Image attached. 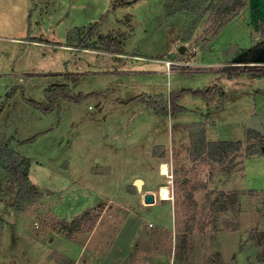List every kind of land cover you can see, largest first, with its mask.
<instances>
[{
	"label": "rangeland",
	"instance_id": "obj_1",
	"mask_svg": "<svg viewBox=\"0 0 264 264\" xmlns=\"http://www.w3.org/2000/svg\"><path fill=\"white\" fill-rule=\"evenodd\" d=\"M245 2L213 21L208 11L184 42L196 14L181 8L200 13L198 3L0 0V144L29 158L41 195L12 206L16 187L0 164V264H74L78 255L77 264H264L256 241L264 231V132L247 127L252 115H264V77L250 73L264 67V0ZM95 22L88 41L119 34L122 53L67 40L69 30ZM60 83L74 100L44 111L45 88ZM213 85L209 106L188 92L178 102L189 110L172 117L135 99ZM196 121L206 141L241 140V147L222 161L192 157ZM147 184L152 204L143 199ZM160 185L168 199L159 198ZM85 210L86 221L66 237L60 223L73 226Z\"/></svg>",
	"mask_w": 264,
	"mask_h": 264
},
{
	"label": "trees",
	"instance_id": "obj_2",
	"mask_svg": "<svg viewBox=\"0 0 264 264\" xmlns=\"http://www.w3.org/2000/svg\"><path fill=\"white\" fill-rule=\"evenodd\" d=\"M172 2L173 0H168ZM210 0H185V2L195 4L198 3L201 9L200 13H197L198 10L195 9L193 12L187 7H182L183 10H189L191 13L196 14L195 18L189 25V27L184 32V42L188 41L195 29L200 25L202 19L207 15L209 11L208 17L210 20L218 19L219 17H223L227 14H235L237 10L245 5V0H216L210 9H207V2ZM189 6V5H186ZM211 16V17H210ZM231 16L226 17L222 20V22H227ZM98 23L95 22L89 26H81L69 30L67 33V40H72V38L76 37L80 39L78 46H82L89 48V49H96L101 50L104 52L110 53H122V39L121 35H114L111 33L108 34H100L97 37V40L89 42L88 39L94 35L96 32V28ZM260 65L257 69L250 71L256 77H264V67ZM236 68L235 66L226 67L229 69L228 72L231 74L232 72L230 69ZM217 87L215 85L209 86L203 89H196L190 91L188 88H181L178 91H169L168 94L159 93L154 95L148 94H140L135 99L143 100L146 105L152 109L153 113L157 116H174L181 112L188 111L189 108L185 107L184 105L180 104L178 100L183 97L188 92H191L193 95H200L204 98L205 106H209L210 102L215 97V93L217 92ZM46 99L48 101V106L43 108L44 111L52 109L60 105L61 100H74L73 96L71 95L70 88L67 83H60V84H51L47 86L44 90ZM224 96V95H222ZM30 103L37 107H42L38 102L28 99ZM3 108V104L0 106V111ZM254 130V129H253ZM259 135L260 132L254 131ZM190 152L192 157L198 158L207 156L209 159H217L222 161L224 156L228 155L231 151H236L241 147L242 141H230V140H215V141H206L205 136V127L202 121H196L190 125ZM153 155H155V150L152 151ZM249 153H254V151H250ZM0 164L1 166L10 174L11 178L14 181L16 187V199L13 201L12 206L19 207V204L22 203H31L37 197H40V193L35 187L32 186L29 179V167H30V160L29 158L20 155L19 153L9 149L8 143L0 144ZM225 171H230V167L227 166L224 168ZM224 193H221V196ZM235 198L233 197L229 201H224L220 206L214 208V210H226L229 206L233 205ZM228 205V207H227ZM88 210H85L80 216H77L71 223L62 221L60 223L61 229L64 232L66 237L71 236V231L76 230L80 227L84 220L86 221L87 216H89ZM91 216V215H90ZM190 219H193L191 216ZM189 219V220H190ZM94 221V220H93ZM92 224V223H91ZM92 226V225H90ZM192 226L185 227V233L181 239V246L180 252H178V259H183V254L188 251L187 248V240L186 234L191 231ZM60 229V230H61ZM74 230V231H75ZM257 244L260 246H264V231L260 232L258 237L256 238ZM258 259L264 261V248L261 249L258 255ZM68 264H72V262L66 259Z\"/></svg>",
	"mask_w": 264,
	"mask_h": 264
},
{
	"label": "water",
	"instance_id": "obj_3",
	"mask_svg": "<svg viewBox=\"0 0 264 264\" xmlns=\"http://www.w3.org/2000/svg\"><path fill=\"white\" fill-rule=\"evenodd\" d=\"M184 50V45H180L178 47V51L181 53ZM264 120V115H252L248 120H247V127L251 128V129H256L258 131H260L261 133L264 132L263 127H262V121ZM136 183H139V181H137ZM143 199L144 202L146 203H154L155 202V195L154 192H145L143 194Z\"/></svg>",
	"mask_w": 264,
	"mask_h": 264
},
{
	"label": "bare ground",
	"instance_id": "obj_4",
	"mask_svg": "<svg viewBox=\"0 0 264 264\" xmlns=\"http://www.w3.org/2000/svg\"><path fill=\"white\" fill-rule=\"evenodd\" d=\"M160 174L165 175L167 171V164L166 163H161L160 165ZM158 196L160 199H168L169 198V191L167 189L166 185H160L159 190H158Z\"/></svg>",
	"mask_w": 264,
	"mask_h": 264
},
{
	"label": "crops",
	"instance_id": "obj_5",
	"mask_svg": "<svg viewBox=\"0 0 264 264\" xmlns=\"http://www.w3.org/2000/svg\"><path fill=\"white\" fill-rule=\"evenodd\" d=\"M37 43V42H36ZM40 44V43H39ZM149 172V171H148ZM145 183V181H144ZM146 184V183H145ZM152 185V184H151ZM151 185H148L147 184V187H145V192H152L153 191V188L151 187ZM136 192V191H135ZM133 192V193H135ZM164 200V199H163ZM90 239H92L91 237H89V239L87 240V242L85 243V246L83 245V248L87 246L88 242L90 241ZM77 261L79 262V255L76 256V259H75V263L74 264H77ZM79 264V263H78Z\"/></svg>",
	"mask_w": 264,
	"mask_h": 264
},
{
	"label": "built area",
	"instance_id": "obj_6",
	"mask_svg": "<svg viewBox=\"0 0 264 264\" xmlns=\"http://www.w3.org/2000/svg\"><path fill=\"white\" fill-rule=\"evenodd\" d=\"M166 174H167V173H166ZM166 174H165V175H166ZM167 176H168V175H167Z\"/></svg>",
	"mask_w": 264,
	"mask_h": 264
},
{
	"label": "flooded vegetation",
	"instance_id": "obj_7",
	"mask_svg": "<svg viewBox=\"0 0 264 264\" xmlns=\"http://www.w3.org/2000/svg\"><path fill=\"white\" fill-rule=\"evenodd\" d=\"M261 65H263V64H261Z\"/></svg>",
	"mask_w": 264,
	"mask_h": 264
},
{
	"label": "clouds",
	"instance_id": "obj_8",
	"mask_svg": "<svg viewBox=\"0 0 264 264\" xmlns=\"http://www.w3.org/2000/svg\"><path fill=\"white\" fill-rule=\"evenodd\" d=\"M168 174V173H167Z\"/></svg>",
	"mask_w": 264,
	"mask_h": 264
}]
</instances>
